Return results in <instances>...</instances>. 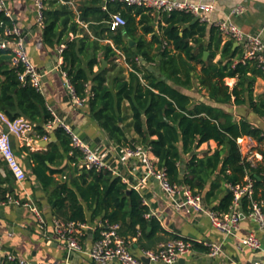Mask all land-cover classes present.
I'll return each instance as SVG.
<instances>
[{
  "label": "trees",
  "instance_id": "1",
  "mask_svg": "<svg viewBox=\"0 0 264 264\" xmlns=\"http://www.w3.org/2000/svg\"><path fill=\"white\" fill-rule=\"evenodd\" d=\"M52 2V7L45 11L44 42L53 49L65 46L62 69L78 96L88 98L92 117L115 145L150 148L169 180L188 186L202 196L205 204L224 193L220 205L212 210L228 213L234 199L233 192H228L229 186L244 185L248 178L254 183L255 200L264 201V150L259 149L262 162L252 165L243 159L238 145L240 138L251 137L264 147L263 130L246 120L236 122L230 113L205 102H195L178 89L190 90L197 80L200 90H205L218 105L230 104L233 98L237 105L245 104L248 93L251 108L264 118V99H253L251 76L262 72L254 62L239 61L241 51L234 48L233 40L224 42L219 28H209L194 15L181 11L160 13L166 26L155 34L153 22L157 12L109 0H89V6L79 10V20L88 25V32L78 23L72 7ZM116 13L122 14L126 25L111 31L109 21ZM11 25L12 21L0 12V34ZM149 34L153 35L152 41L146 40ZM128 38L136 42L135 47L130 46ZM104 41H112L113 45L103 44ZM156 44L157 52L152 54ZM117 51L125 56L131 70L125 74L121 68L110 76L115 67L103 68L100 58L113 64L119 58ZM205 52L210 53L207 61ZM218 55L221 58L215 62ZM140 57L147 65L142 64ZM11 61V50L0 49V112L11 121L20 118L30 121L40 136H47L45 125L54 117L46 98L28 78L20 80L21 68L12 66ZM150 63L154 65L149 66ZM97 66L99 71L95 72ZM228 78L237 79L233 90L225 83ZM55 132L64 150L73 152L71 159L78 164L81 154L71 146L70 136L62 128ZM211 140L219 147L212 155L199 158L193 154L201 144ZM30 155L35 163L34 172L44 187L55 184L46 166L54 160L55 151ZM75 174L72 186L67 182L56 185L57 217L87 224L83 201L99 223L108 220L121 224L120 233L125 238V232L141 240L162 230L159 222L149 216L144 196L129 189L121 177L114 178L107 170L78 166ZM248 205L245 199L242 207L246 211ZM96 234L100 236V228ZM193 244L194 249L200 247Z\"/></svg>",
  "mask_w": 264,
  "mask_h": 264
},
{
  "label": "crops",
  "instance_id": "2",
  "mask_svg": "<svg viewBox=\"0 0 264 264\" xmlns=\"http://www.w3.org/2000/svg\"><path fill=\"white\" fill-rule=\"evenodd\" d=\"M52 1L47 0L48 8L52 7ZM88 1L65 0L63 4L72 7L78 23L85 28V31L89 30L88 25L83 24L79 20L81 14L79 10L84 9ZM179 1L213 4L215 10L209 17L210 23L207 24L209 28L216 23L231 22L246 34L259 35L264 40V0ZM7 6L14 21L23 31L31 60L43 76L42 93L46 98L49 109L60 119L67 122L88 145L107 153L108 161L118 169L120 177L128 184L129 189L140 185L141 188L138 191L144 196L145 204L150 209L149 216L159 222L162 230H159L151 238L143 237L139 240V238L133 237L125 232L132 252L143 260L145 259L144 252L146 250H156L162 243L171 239L184 238L197 243L200 247L180 258L176 264H181L179 262L180 260H183V264H264V233L258 228L256 223L248 219L244 220L236 236H227L215 229L205 214L174 209L168 203L153 178L144 180L146 177V167L140 159H131L127 162H122L120 155V149L122 148H119L109 139L106 132L92 117L88 103L82 107L73 104L66 88L65 77L62 72L61 65L63 59L58 53V48L53 49L45 44L43 29L38 26L35 0H7ZM163 26H166V24L160 13L157 12L155 22H153L155 34H159ZM139 34H142L141 30ZM146 40L152 41L153 35H146ZM228 40L230 39L224 37V42ZM127 41L130 46H136V42L132 38H128ZM105 43L113 45L112 41H104L103 44ZM157 48L158 45L156 44L152 54L157 52ZM234 48H238L241 51L240 45L236 42H234ZM117 52L119 58L113 64L107 62L104 57L100 58L103 68L109 69L113 66L115 67L114 71L110 73V76L118 73L121 68H124L125 74L131 70L130 65L126 62L125 56L120 51ZM220 58L221 55H218L215 62ZM102 59L107 62L106 67L103 66ZM140 60L142 64L147 65V61L142 57H140ZM151 64L154 65V63H150L149 66ZM198 70H200V67ZM94 71L98 72L99 67H95ZM251 76L254 80L252 91L253 99L255 101L263 100L264 76ZM193 83V88L190 90L180 87L178 89L193 98L195 102H205L217 106L225 112L230 113L236 122L246 120L264 132V118L257 115L251 108L248 93L245 94V104L237 105L234 102L235 98H233L230 104L218 105L208 97L205 90H200L197 80H194ZM225 83L233 90L237 85V79L228 78L225 80ZM126 106H128V103ZM56 129L46 130L48 135L44 137L40 136L35 127L22 138L13 136V144L17 157L27 174V178L22 184L15 181L6 162L0 156V192L4 194L9 192L15 198L34 205L38 208L46 222V226L43 228L35 213L29 207L16 205L0 207V253L4 256L13 255L29 261L51 262L54 264H94L88 257L87 252L92 248L98 238L96 231L99 219L93 218V213L89 210L85 202L82 201L89 228L82 238L84 252L69 255L64 243L53 232V219L60 218L66 220L63 216L60 215V217H57L56 215V197L54 194L56 185L67 182L72 186L73 176L76 175L75 170L77 166L79 169L84 168L81 163V158H79V162L76 164L71 159L73 152L67 153L64 150L62 141L57 137L55 132ZM132 137L137 138L134 133H132ZM54 148H57V150ZM218 148V144L214 140H211L201 144L193 154H196L199 158H203L206 155H212ZM259 149L264 150V147L262 145L258 147L259 157L257 163H261L263 160ZM52 150L55 151L56 156H54L52 162H47L46 166L49 168L47 174L54 178L55 184L45 188L34 172L35 163L30 154H49ZM187 159L188 156L185 155L184 160ZM156 160L158 161L157 158ZM4 190L5 192H3ZM229 191L230 189H228ZM224 195V193L218 194L216 199H212L209 205L204 203L205 206L209 209L219 206ZM251 234L261 241V248L257 250L247 248L241 251L238 248L239 239L248 237ZM211 243L221 244L222 253L220 255L216 257L209 255L207 244Z\"/></svg>",
  "mask_w": 264,
  "mask_h": 264
},
{
  "label": "built area",
  "instance_id": "3",
  "mask_svg": "<svg viewBox=\"0 0 264 264\" xmlns=\"http://www.w3.org/2000/svg\"><path fill=\"white\" fill-rule=\"evenodd\" d=\"M64 4L65 0H56ZM120 2L127 6L144 7L154 10L158 13H172L181 11L190 13L201 23H210V14L215 10L211 3L179 1V0H109ZM37 9V23L41 29H44L45 11L48 8L47 0H35ZM0 12L12 21V25L7 27L0 34V49L11 50L12 66L21 68L20 80L30 83L40 92L43 91L42 74L37 70L31 60L23 31L14 21L11 12L7 6V0H0ZM126 25V20L121 13L111 16L109 28L116 31ZM213 26L220 29L223 38L227 37L240 45L241 57L239 61L243 64L254 62L261 70L264 76V40L259 35H249L243 32L239 27L231 22L216 23ZM65 46L58 48V53L62 57ZM65 77V85L75 106L82 107L88 102V98L78 96L75 87L70 82L67 72L62 69ZM52 112V111H51ZM54 119L45 125V130L55 128L64 129L71 139V146L81 154V163L88 169L97 171L107 170L115 177H120V172L108 161V155L105 152L92 148L71 126L56 116L53 112ZM30 121L23 118L11 121L4 113L0 112V156L6 162L13 178L19 184L24 183L27 174L19 162L16 150L13 144V136L17 138L24 137L34 128ZM239 149L243 159L252 165L257 163L258 142L251 137H243L238 140ZM120 148V147H119ZM122 162L131 159H140L146 167V177L144 180L153 178L160 187L168 203L176 210L195 211L205 214L212 226L227 236H236L240 230L241 223L244 220H251L257 224L258 228L264 233V201L255 200V189L253 181L248 178L244 185L229 186L233 192L234 199L228 213H222L209 209L205 206L200 194L195 193L191 188L185 185L172 183L165 170L159 168L158 161L152 155L148 147H125L120 149ZM140 185L133 189L139 190ZM249 202L248 210L242 207L244 200ZM7 205L29 207L38 218L43 228L46 222L42 214L34 205L23 202L15 198L9 192H0V207ZM53 232L64 243L69 255L73 253L84 252L82 238L89 228L85 223H79L71 220H62L55 218L52 221ZM100 228V236L94 242L92 248L87 252L88 257L94 264H146L142 259L137 257L131 250L129 241L121 235V224L111 223L106 220L100 222L97 226ZM208 252L211 257H216L222 253V246L219 243L207 244ZM261 241L254 235L239 239L238 248L243 251L247 248L260 249ZM194 251L192 241L184 238H174L162 243L156 250H146L144 257L149 260V264H176L177 261ZM5 262H18L19 264H54L51 262L29 261L17 258L13 255H2L0 253V264ZM260 264V263H259Z\"/></svg>",
  "mask_w": 264,
  "mask_h": 264
},
{
  "label": "water",
  "instance_id": "4",
  "mask_svg": "<svg viewBox=\"0 0 264 264\" xmlns=\"http://www.w3.org/2000/svg\"><path fill=\"white\" fill-rule=\"evenodd\" d=\"M237 46V45H236ZM209 52H205V54H204V60L205 61H207L208 60V57H209ZM102 63H103V66L104 67H106L107 66V62L104 60V59H102ZM183 173V172H182ZM114 178H116L115 176H114ZM143 261L146 263V264H149V260L148 259H143ZM181 264H183V260H180L179 261Z\"/></svg>",
  "mask_w": 264,
  "mask_h": 264
}]
</instances>
